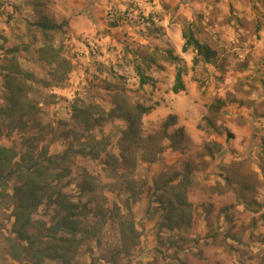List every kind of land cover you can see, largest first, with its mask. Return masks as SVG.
I'll return each mask as SVG.
<instances>
[{"label":"rangeland","instance_id":"obj_1","mask_svg":"<svg viewBox=\"0 0 264 264\" xmlns=\"http://www.w3.org/2000/svg\"><path fill=\"white\" fill-rule=\"evenodd\" d=\"M90 5L88 0H0V107L8 104L5 79L16 62L27 88L23 119H35L23 129L9 128L0 144L37 135L50 153H63L72 143L64 131L85 134L77 109L97 103L109 110L118 95L154 106L142 116L140 131L164 146L156 161L145 160L138 149L136 166L119 168L121 176L109 173L100 159L75 156L70 176L59 181H70L63 189L74 201L85 174L97 187L95 202L87 200L92 206L83 209L80 202L84 212L75 217L81 242L69 264H264V79L259 73L264 55H254L264 54V0H115L103 16L106 26L92 32L83 27ZM71 20H76L72 27ZM39 21L65 24L43 31ZM188 24L217 51L210 63L193 66L195 51H182ZM48 44L62 48L71 61L60 84L51 80L39 53ZM169 49L181 59L166 60ZM137 66L154 80L141 85ZM178 66L184 68L186 90L174 93ZM170 114L176 124L164 129ZM102 117L95 114L99 124L90 133L119 153L128 122ZM179 173L190 175L191 206L181 226L170 228L154 185ZM130 181L135 192L128 190ZM12 213L10 200L0 209V264H32L29 257L11 256L10 247L18 245L11 234ZM120 213L131 216L141 232L129 254L121 253ZM36 217L52 223L43 206ZM32 231L42 232L39 245L47 244L44 224ZM43 264L66 263L56 257Z\"/></svg>","mask_w":264,"mask_h":264},{"label":"trees","instance_id":"obj_2","mask_svg":"<svg viewBox=\"0 0 264 264\" xmlns=\"http://www.w3.org/2000/svg\"><path fill=\"white\" fill-rule=\"evenodd\" d=\"M35 24L43 31H48L62 30L65 22L39 21ZM182 36L184 39L182 51L187 52L190 49L195 51L193 66H196L201 60L210 63L216 57L217 51L210 44L201 41L190 24L185 25ZM39 53L49 65L51 80L57 84L64 82L68 78L71 61L63 54L62 48L48 44L42 46ZM155 56L151 59L152 62H155ZM163 56L171 62L181 59L170 49L165 50ZM10 68H13L14 71L7 73L9 75L5 79V87L8 91L5 99L8 100V104L0 107V138L9 128L23 129L28 122L35 121L33 116H28L27 121L23 119L25 115L23 99L26 97L27 88L23 83V78L17 74L24 73V71L16 62L11 63ZM137 72L141 85L154 80L152 76L142 70L141 66H137ZM183 75L184 68L178 66L172 86L174 93L186 90ZM153 108L152 105L132 103L124 95H118L114 107L109 110L101 108L97 103L79 108L76 110V118L88 136L79 133L76 129L64 131L63 137H71L72 143L63 153H50L49 146L41 144L37 135L23 136L19 141L13 140L10 145L0 144V209L7 207L10 200L12 201L14 221L11 234L18 242V245H10V251L13 252L11 256L14 259L26 256L30 258L32 264H43L45 258L59 257L69 264L71 254L76 252L81 242L80 222L75 216L84 212L83 209H87L89 204L92 206V203L87 200L90 197L95 202L94 194L97 187L93 177L85 174V180L80 185L79 201H74L63 189L70 181L61 185L59 181L70 176L72 172L70 163L75 156H90L95 160L100 159V163L109 173L121 176L124 173H119V168L124 167L128 170V168L136 166L137 155L135 152L138 149L144 151L142 156L145 160L156 161L163 152L164 146L159 141L157 142V139L152 135L143 138L140 131L142 116ZM95 114L104 115L102 120L119 117L128 122L127 128L122 130L119 153L108 150L107 143H104L103 139L97 140L90 133L99 124ZM5 119L11 121L10 125L3 123ZM174 124H176V115L170 114L164 122V129ZM182 130L180 128L175 135H178ZM83 137L87 140H83ZM159 139L161 141L163 137L160 136ZM210 154L213 152L211 151ZM190 182L189 173L175 174L163 184L155 182V201L163 207V217L165 221L169 222L170 228L181 226L180 220L185 218V214L191 206L187 198ZM128 190L135 192L132 181L129 182ZM80 202H83V209ZM42 206L50 211L52 222L50 225H47L48 223L44 220L38 221L36 217V212ZM94 206L97 208L96 204ZM117 220L122 240L121 253L129 254L132 248L138 245L141 232L137 229L131 216L120 213ZM42 224L47 229L45 236L49 238L47 244L43 246L39 245L42 241V232L34 233L32 231L34 228H40Z\"/></svg>","mask_w":264,"mask_h":264},{"label":"crops","instance_id":"obj_3","mask_svg":"<svg viewBox=\"0 0 264 264\" xmlns=\"http://www.w3.org/2000/svg\"><path fill=\"white\" fill-rule=\"evenodd\" d=\"M114 1L115 0H112L111 2L109 0H88V2H90V4L92 5V6L90 5L91 8H90V10L88 12L91 15H90V18L86 17L87 23L84 24L83 27H85V29L89 30L90 32L96 30V28H98V29L104 28V26H106V24H105V22L103 20V16L105 15V12L107 10L108 4L111 5V4H113ZM74 21H76V20H71L70 26L71 25L73 26L76 23ZM94 22H95V24H94ZM78 27L79 26H77V28ZM80 29L81 28H78L77 31H79ZM167 29H169V28L167 27ZM254 53H255L254 54L255 56H259V55L263 56L264 55V54H262V52L259 53L258 51L254 52ZM259 60H262V58L256 59V62L259 61ZM259 73H261L260 77L264 79V74H262V73H264V70L260 71ZM263 86H264V84H263Z\"/></svg>","mask_w":264,"mask_h":264},{"label":"built area","instance_id":"obj_4","mask_svg":"<svg viewBox=\"0 0 264 264\" xmlns=\"http://www.w3.org/2000/svg\"><path fill=\"white\" fill-rule=\"evenodd\" d=\"M111 10H112V9H110L109 12L112 14V11H111Z\"/></svg>","mask_w":264,"mask_h":264}]
</instances>
